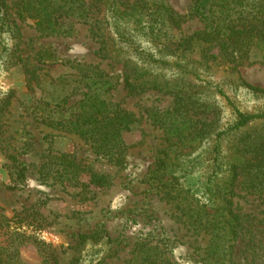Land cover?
Here are the masks:
<instances>
[{
    "label": "rangeland",
    "instance_id": "rangeland-1",
    "mask_svg": "<svg viewBox=\"0 0 264 264\" xmlns=\"http://www.w3.org/2000/svg\"><path fill=\"white\" fill-rule=\"evenodd\" d=\"M251 1L257 0H248ZM18 2L7 0L8 14L19 26L22 64L30 71L28 78H33L30 85L34 91L26 87L22 65L0 68V216L9 220L8 230L0 233L10 236L12 219L18 215L40 216L38 221L43 224L40 229H20L30 239L19 249V264H42L36 248L41 244L53 251L58 264H78L82 260L93 264H134L136 246L142 242L164 249L172 264H204L201 259L208 236L193 230L189 217L194 206L185 207L187 202L181 192H188L197 201L196 195L203 191L201 185L207 182L210 172L206 167V148L218 131L233 123L227 100L245 113L264 111V93L254 94L243 85L264 89V44L253 49L247 60L232 61L230 50L223 47L224 40L217 39L205 54L194 52L187 57L188 66L199 80L178 74L168 66L148 68L158 75L163 90L132 94L123 89L129 68L117 60L98 58L100 45L88 26L74 22L70 33L43 36L33 21L18 14ZM166 2L178 15H188L195 0ZM89 3L93 12L102 11L98 0ZM204 29V23L197 18L181 25L187 36ZM136 40L149 46L142 32L137 33ZM149 48L155 58L173 61L174 47ZM45 52L49 57H42ZM67 61L97 66L93 76L105 74L113 83L106 97L136 119L122 134V167L97 155L78 136L46 123L50 116L58 119L60 112L68 117L69 105L80 98L79 72L63 64ZM166 88L186 93L183 103L189 108L187 113L173 114L174 98L166 93ZM170 114V121H160ZM155 115L160 116L158 122ZM262 129L264 124H251L220 139L222 160L212 181L214 188L217 185L220 194L232 202L239 218V238L232 244L233 264H264L263 197L247 189L240 177L227 182L229 155L258 139L264 133ZM55 153L74 154L81 165L108 175L110 187L74 188L73 184L46 175L53 167L50 154ZM163 158L169 168L177 171L173 175L176 182L168 171L157 168L158 160ZM13 165L24 167L26 175L25 182L17 183L15 188L10 171ZM10 244V238L0 236L5 264H12Z\"/></svg>",
    "mask_w": 264,
    "mask_h": 264
},
{
    "label": "trees",
    "instance_id": "trees-1",
    "mask_svg": "<svg viewBox=\"0 0 264 264\" xmlns=\"http://www.w3.org/2000/svg\"><path fill=\"white\" fill-rule=\"evenodd\" d=\"M89 2L90 0H19L17 12L33 21L36 31L43 36L70 33L74 22L88 26L89 33L100 45L98 58L117 60L129 68V73L123 80V89L132 94L163 90V83L158 79V75L148 68L153 70L168 66L178 74L199 80V75L188 66L187 57L194 52L205 54L210 44L215 40L217 42V39L224 40L223 47L230 50L228 55L232 61L247 60L253 49L264 44V0H195L194 9L188 15H178L166 0H98L102 6V11L99 10L100 17L98 11L91 10L93 6ZM7 5V0H0V68L9 64L22 65L26 72V87L29 91H34L30 85L33 78H28L30 71L26 64H22L19 26L10 18ZM190 18L200 20L205 29L185 35L181 31V25ZM141 32L148 38L149 46L174 47V54L171 56L173 61L166 62L155 58L149 46L136 40L137 33ZM43 56L49 57L47 52ZM63 64L79 72L77 88L80 90V98L69 105L68 117L60 112L58 119H52L50 116L45 120L46 123L78 136L89 144L97 155L107 158L117 167H122L125 151L122 134L130 129L136 119L133 114L121 109L106 97L113 89V83L105 74L98 78L93 76L97 66L79 62L74 64L69 61ZM57 81L58 79L55 80ZM243 85L254 94L264 93V89ZM166 89V93L174 98L173 114L187 113L189 108L183 103L186 93L183 94L182 90H172L173 88ZM218 93L224 96L220 90ZM227 104L232 110L233 123L218 131L214 142L206 148V167L210 168V172L207 182L201 185L203 191L199 196L196 195L197 201L190 197L188 192H181L187 202L185 207L189 208L192 204L194 206V209H190L193 215L189 217L193 230L208 236L201 259L204 264H233L232 246L239 238L240 232L239 218L231 207L232 202L220 194L217 185L214 188L215 182L212 181V178L216 179L213 177L216 174L214 170L220 167L222 160L220 139L251 124H264V111L245 113L231 101L227 100ZM155 116V122H158L160 116ZM171 118L170 114V117L160 121L165 123ZM50 157L53 159V167L48 169L46 175H53L54 179L62 183L84 189H106L111 185L108 175L99 174L89 166L81 165L74 154L55 153L50 154ZM229 158L227 182H235L240 177L247 189L262 195L264 200V133L260 134L258 139L232 152ZM12 161L17 162L13 157ZM157 168L163 172L168 171L172 181L176 182L177 177L173 175L177 171L168 167L165 158L158 160ZM10 171L13 188L17 183L25 182L24 167L13 165ZM84 177L87 178L86 181L83 180ZM30 217L32 219L29 221ZM39 219L40 216L36 218L31 213L18 215L12 219V234L8 236L6 233H0V236L11 239L12 264H19V249L30 239L20 229L42 228L43 224L39 223ZM8 222L7 218L0 216V232L2 229L8 230ZM36 246L42 264H58L48 246ZM136 249L134 264H172L164 249L157 245L142 242ZM4 255L5 250L0 248V264H5ZM82 261L85 264H93ZM83 262L79 261L78 264H84Z\"/></svg>",
    "mask_w": 264,
    "mask_h": 264
}]
</instances>
